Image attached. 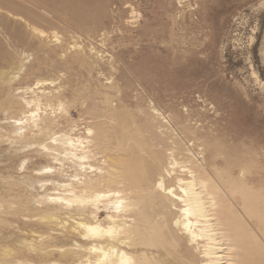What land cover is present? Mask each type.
<instances>
[{
  "label": "rangeland",
  "instance_id": "rangeland-1",
  "mask_svg": "<svg viewBox=\"0 0 264 264\" xmlns=\"http://www.w3.org/2000/svg\"><path fill=\"white\" fill-rule=\"evenodd\" d=\"M62 135L90 140L85 173L46 148ZM124 142L152 185L184 165L208 184L222 264H264V0H0V264L91 263L76 221L125 210L68 206L63 185L103 176L92 191L123 197L133 260L158 264L162 240L170 262L202 264L173 203L155 217L161 196L108 182L128 172Z\"/></svg>",
  "mask_w": 264,
  "mask_h": 264
},
{
  "label": "bare ground",
  "instance_id": "bare-ground-1",
  "mask_svg": "<svg viewBox=\"0 0 264 264\" xmlns=\"http://www.w3.org/2000/svg\"><path fill=\"white\" fill-rule=\"evenodd\" d=\"M46 128L49 127V124L45 125ZM90 129L88 128L87 133H90ZM55 144L53 147H47L48 150L52 149L51 154H55L54 159L58 161H63L71 159L76 164L79 165L80 170L85 173L86 166L87 168L92 167L87 161L89 156V143L90 140L76 138L73 139L68 135H62L59 138L55 139ZM120 150L123 155V161L125 166L128 168V172L125 173L124 177L121 180H116L114 178L108 179L109 183H123L124 188L126 190L134 191V189L146 192H153V194H157L161 196L164 200L165 204H162L163 201H156L154 204V215L155 217L161 215L164 212V209L167 208V204H172L175 208L178 209V217L173 220V226L179 228L183 231L184 237L187 240L186 249L189 251L192 245H198L200 241H205V246L202 254V264H222L226 261L221 259L224 258L222 252L224 249H227L223 246L224 242H222L221 238L217 236L216 226L211 222L212 220H219L217 215L220 214V211L215 207V203L217 198L212 197L210 199V208L207 207L206 196L202 194V186L205 187L204 180L198 182L195 178V174L193 171H190L184 165V168L181 167L178 171L184 173V177L182 175L174 176V184L166 186L164 176H160L157 181H155L154 185L151 184L149 180V175L144 173V170L139 166L142 163L139 157H133L127 154L128 152V144L124 142L120 144ZM155 152V151H154ZM158 154V152L156 151ZM188 155H194L190 153L188 150ZM63 158V159H60ZM157 159V156L154 157ZM140 163H139V162ZM178 163L172 161L168 168L165 169V174L170 177L172 169L177 166ZM134 169H141L143 174L139 176L134 175V171L130 172ZM172 172V173H171ZM187 176V178H186ZM105 176L100 177L99 179H104ZM99 179L97 181H99ZM105 179L104 181H106ZM97 181H86L82 183L81 189L78 192L81 194H76L75 187L72 184L63 185V190L65 192H69L68 198H66V203L70 206L72 203L79 202L81 204L90 203L93 207H96V204L100 201H107V203L113 204L115 212H118V209H124L125 212L121 214H117L111 216L109 215V224L107 226H102L100 224L93 223H85L81 221H76V224L81 226L84 230V236L89 238L87 240H91L92 244L87 247L88 255L92 260H89V264H146L149 262V258L145 255L144 251H142L141 256L136 257V261L132 259L131 253L128 251L129 248H132L136 243L134 240H129V234L132 232L129 230V224L126 222L125 218L127 216L126 205H123L124 199L121 197L119 191L117 190H107V191H92L94 185L97 184ZM126 182V183H125ZM199 185V187H198ZM208 184L205 189L208 191ZM150 189V191H149ZM92 191L89 196H82L83 192ZM134 193H138L135 190ZM152 194V195H153ZM153 197V196H152ZM58 198V197H57ZM55 199V200H59ZM152 198V203L154 202ZM85 206V205H83ZM126 207V208H125ZM214 207V208H212ZM209 208V209H208ZM215 210V213H212V210ZM129 214H132L129 210ZM80 216V214H79ZM221 223V220H220ZM165 232L169 233L170 229L166 228ZM164 232V233H165ZM165 233V234H166ZM161 234V233H160ZM163 234V233H162ZM159 235V234H158ZM161 236V235H159ZM163 241L159 240L155 243H149L150 247L156 248L154 254L156 258L160 259L158 264H191L187 260L179 259V262L169 260V255L167 253L169 249V244L167 246H163ZM133 244V245H132ZM140 247H144L145 241H141L139 243ZM164 248V249H163ZM135 251H137L136 246L133 247ZM149 249V248H144ZM163 249V250H162ZM154 260V258H152ZM173 260H176L174 258ZM178 260V259H177Z\"/></svg>",
  "mask_w": 264,
  "mask_h": 264
}]
</instances>
